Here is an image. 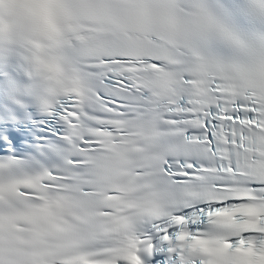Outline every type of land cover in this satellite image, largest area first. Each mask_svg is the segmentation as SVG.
<instances>
[{
    "label": "snow or ice",
    "instance_id": "1",
    "mask_svg": "<svg viewBox=\"0 0 264 264\" xmlns=\"http://www.w3.org/2000/svg\"><path fill=\"white\" fill-rule=\"evenodd\" d=\"M66 15L74 92L37 111L2 74L0 117L28 127L12 144L35 143L18 157L0 142V264H264V45L204 0H71Z\"/></svg>",
    "mask_w": 264,
    "mask_h": 264
},
{
    "label": "clouds",
    "instance_id": "2",
    "mask_svg": "<svg viewBox=\"0 0 264 264\" xmlns=\"http://www.w3.org/2000/svg\"><path fill=\"white\" fill-rule=\"evenodd\" d=\"M71 0H0V101L14 103L4 87L11 67L22 96L37 111L41 96L49 102L76 90L67 58ZM19 107V105H17Z\"/></svg>",
    "mask_w": 264,
    "mask_h": 264
}]
</instances>
